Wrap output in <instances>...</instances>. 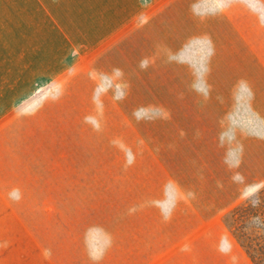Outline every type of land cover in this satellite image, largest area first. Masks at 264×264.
Returning <instances> with one entry per match:
<instances>
[{"label": "crops", "instance_id": "0c3cea01", "mask_svg": "<svg viewBox=\"0 0 264 264\" xmlns=\"http://www.w3.org/2000/svg\"><path fill=\"white\" fill-rule=\"evenodd\" d=\"M177 1L100 0L101 6L87 10L84 28L45 13L38 55L14 78L22 84L18 93L40 94L21 112L0 117V264H142L144 246L174 256L222 250L221 214H202L176 178L180 163L172 155L173 140L158 136L151 118H141L143 111L163 109L142 100L158 90L143 88L142 72L135 83L127 82L130 77L116 66L121 55L112 51L119 49L113 41L121 32L142 27L149 7L175 8ZM208 3L220 18L228 15L224 4L229 6L231 24L244 23L252 35L261 32L264 46V0L183 5L204 20ZM99 30L104 33L91 40ZM248 42L256 45L252 38ZM180 79L183 86L166 77L164 93H208L207 78ZM15 87L9 83L6 92ZM2 110L10 111L11 104ZM95 192H101L103 208L118 207L117 215L106 213L108 225L117 229L79 230L80 204L87 205ZM234 242L246 263L254 264Z\"/></svg>", "mask_w": 264, "mask_h": 264}, {"label": "rangeland", "instance_id": "374dc122", "mask_svg": "<svg viewBox=\"0 0 264 264\" xmlns=\"http://www.w3.org/2000/svg\"><path fill=\"white\" fill-rule=\"evenodd\" d=\"M177 2L180 5L175 8L149 7L142 16V27L121 32L113 41L119 49L112 51L121 55L116 66L130 77L127 82L135 83L136 72H142L147 78L143 88L158 90L159 95L146 94L142 100L156 102L163 109L143 111L141 118H151L149 122L153 121L158 136L167 134L169 142L173 140L172 155L176 164L180 163L176 178L198 203L202 214H221L225 232L222 250L216 252L208 249L207 253L174 256L144 246L142 264H247L240 249L234 248L236 238L224 217L264 186L263 36L261 32L252 35L241 22L235 28L225 4L223 10L228 15L220 18L216 15L218 9L208 3L205 19L198 20L191 14L194 10L183 5L184 0ZM101 5L100 0H0L1 118L21 112L40 94L18 93L22 84L14 78L22 75L24 62L38 55L42 45L38 25L44 22L45 13H56L68 26L76 20L84 28L87 10ZM103 33L96 31L89 38ZM78 36L84 38L82 30ZM249 38L255 46L248 42ZM123 55L127 57L125 64ZM184 76L207 78L208 93H164L166 77H173L176 86H183L180 78ZM14 81L15 92H6ZM170 101L176 104L168 105ZM8 103L11 110H2ZM172 106L175 109L168 108ZM107 212L117 215L118 207L112 204L103 208L101 192H95L87 205L80 204L79 230L117 229L112 223L108 225Z\"/></svg>", "mask_w": 264, "mask_h": 264}, {"label": "trees", "instance_id": "16d2710c", "mask_svg": "<svg viewBox=\"0 0 264 264\" xmlns=\"http://www.w3.org/2000/svg\"><path fill=\"white\" fill-rule=\"evenodd\" d=\"M224 222L254 264H264V186L233 208Z\"/></svg>", "mask_w": 264, "mask_h": 264}]
</instances>
